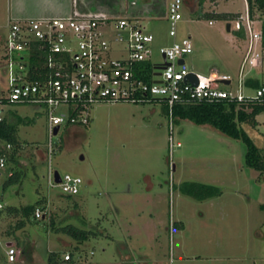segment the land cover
I'll list each match as a JSON object with an SVG mask.
<instances>
[{
	"label": "rangeland",
	"instance_id": "374dc122",
	"mask_svg": "<svg viewBox=\"0 0 264 264\" xmlns=\"http://www.w3.org/2000/svg\"><path fill=\"white\" fill-rule=\"evenodd\" d=\"M172 1L0 0L1 95L8 96L3 65L12 22L65 17L74 11L135 18L153 37V63L162 65L160 49L173 42L168 21ZM201 1L185 0L179 24L178 38L190 36L194 45L187 65L202 75L216 70L237 81L246 43L239 41L234 28L228 32L229 21L198 18L194 12L230 11L245 16L247 0ZM254 18L261 21L262 14ZM246 73L264 84V50L263 65L247 67ZM245 94L255 96L256 89L247 88ZM0 115L8 124L14 121L18 151L17 162L9 160L0 169V198L5 204L0 218V264H48L47 251L64 257L77 243L65 237L62 245L49 228L50 218L58 223L73 213L71 224L96 233L74 251L75 264H264V172L246 164L242 141L209 125L180 120L172 125L174 141L181 147L171 150V118L164 104L96 105L87 126L64 125L52 139V168L61 176L83 180L80 193L68 198L48 181L47 109L5 103L0 104ZM257 120V126L244 127L264 150V113ZM7 143L0 139V151L11 155L14 150L8 151ZM20 170L22 180L10 184V174ZM193 181L218 186L222 194L205 201L184 195L180 185ZM40 199L47 202L46 218L34 214L25 231L8 234L17 219L6 210ZM10 246L21 251L27 247L31 253L9 263Z\"/></svg>",
	"mask_w": 264,
	"mask_h": 264
},
{
	"label": "built area",
	"instance_id": "2783aa9c",
	"mask_svg": "<svg viewBox=\"0 0 264 264\" xmlns=\"http://www.w3.org/2000/svg\"><path fill=\"white\" fill-rule=\"evenodd\" d=\"M185 6V0H173L169 5V35L173 42L160 49L164 58L162 65L153 63V37L135 18L74 11L70 16L10 24L3 65L8 96H2L0 104H30L47 109L50 130L48 181L51 186L60 187L64 195H78L83 180L78 176L59 174L60 182H57L58 171L52 168L55 130L59 127L60 133L64 125L87 126L90 111L96 105L164 104L169 108L171 118L170 146L173 150L181 147L180 142L174 141L172 125L176 105L187 101L242 103L260 100L264 96V86L256 89L255 96L245 94L249 88L246 68L252 70L263 65L262 21L251 17L248 9L245 16L241 15L230 23L240 41L246 43L242 44L245 54L237 81L216 70L202 75L190 70L186 62V57L194 50L191 37L178 38ZM210 24L213 25V21ZM239 32H243V37L238 35ZM117 52L120 55L115 57ZM180 60H184V64H180ZM146 63H150V68L138 69L139 65ZM139 71L149 75L150 80ZM190 74L195 75L197 84L188 79ZM34 76L37 78L32 79ZM63 106L64 111L59 112ZM3 121L0 116V123ZM11 149L12 145L8 144L7 150ZM7 164V156H0V169ZM4 208L0 198V211ZM45 214L39 208L35 211L38 219ZM21 255V250L10 246L6 261L18 263ZM64 259L71 260V253L68 252Z\"/></svg>",
	"mask_w": 264,
	"mask_h": 264
},
{
	"label": "trees",
	"instance_id": "16d2710c",
	"mask_svg": "<svg viewBox=\"0 0 264 264\" xmlns=\"http://www.w3.org/2000/svg\"><path fill=\"white\" fill-rule=\"evenodd\" d=\"M204 3V0L201 1V4ZM248 9L251 17H255L257 13L262 14V29L264 33V0H247ZM194 15L198 18L207 17L214 20H226L232 22L241 17L240 13H217L211 12L206 13L202 10L194 12ZM238 35L243 37V32H239ZM264 48V40H263ZM147 67L150 68V63L141 64L139 68ZM139 74L143 75L146 80H150L149 75H144L139 71ZM37 78L34 76L32 79ZM247 86L249 88L258 89L264 86L258 79L249 78L247 80ZM2 97L0 91V98ZM167 112L169 113V108L166 107ZM264 113V96L260 100H249L247 102H235V101H221V102H197V101H187L182 104H178L173 108V121L174 123H179L180 120H190L197 125H209L214 129L218 130L222 134L235 139L242 141L247 148L246 153V164L254 168L255 170L263 173L264 172V150L256 144L255 140L249 135L248 131L245 129V124H252L254 126L258 125V116ZM15 134L16 128L14 121L9 124L5 122L0 123V139L7 140V145L11 144L13 153L7 154V152L0 151V156L6 155L8 161L17 162V150H15ZM17 144V143H16ZM11 149V150H12ZM10 151V150H8ZM24 176L23 171L12 172L10 176L9 183H19ZM181 192L198 201H205L219 197L222 194V190L218 186L211 184L201 183V182H185L180 185ZM68 198H73L72 196H66ZM46 200L40 199L34 204H29L21 208L13 207L9 208L7 213L13 218L17 219L16 225L14 227L10 226L13 229L8 234H15L16 231H25L28 223L33 222L32 216L35 214L36 209H42L44 212L47 209ZM42 217L40 219L46 218ZM2 211H0V218L2 217ZM70 217H74V213L70 215L67 219H64L56 223L54 217L50 218V230L52 231L55 238H58L59 241L63 240L65 242L66 238L74 241L76 246L74 247L73 243L68 244L69 247H74V249L69 252L71 253V260L66 261L64 257L56 252H49L48 254V264H75L74 261V251H78L79 246L87 243L93 235L96 233L92 230L82 228V226H77L69 222ZM38 219V218H37ZM35 219V220H37ZM84 225H88L86 221L83 222ZM180 227L181 224H177ZM66 237V238H65ZM18 237H16L17 239ZM65 238V239H64ZM18 241L19 238H18ZM33 248H36V244L32 243ZM62 244V242H61ZM63 245V244H62ZM65 245V244H64ZM28 248H22L21 260L23 257H28ZM31 255V254H30ZM58 259L62 260L61 262Z\"/></svg>",
	"mask_w": 264,
	"mask_h": 264
},
{
	"label": "water",
	"instance_id": "95a60500",
	"mask_svg": "<svg viewBox=\"0 0 264 264\" xmlns=\"http://www.w3.org/2000/svg\"><path fill=\"white\" fill-rule=\"evenodd\" d=\"M227 30H228L229 32L231 31V24H230V23H228V25H227ZM184 62H185L184 60H180V61H179L180 64H184ZM158 74H160V73H158ZM188 79H189L190 81H194L195 84H197V82H196V77H195L194 74H190L189 77H188ZM156 82H160V81H156ZM59 130H60V128L57 127L56 130H55V135H56V136L59 134ZM56 177H57V182L59 183V182H60V175H59L58 172L56 173Z\"/></svg>",
	"mask_w": 264,
	"mask_h": 264
},
{
	"label": "crops",
	"instance_id": "0c3cea01",
	"mask_svg": "<svg viewBox=\"0 0 264 264\" xmlns=\"http://www.w3.org/2000/svg\"><path fill=\"white\" fill-rule=\"evenodd\" d=\"M217 12V11H216ZM217 13H224V12H217ZM225 13H236V12H230V11H226ZM229 32V31H228ZM238 37V36H237ZM238 39H239V37H238ZM239 41H240V39H239ZM1 112H2V110H1ZM1 116V115H0ZM6 148H7V145H6ZM175 169V168H174Z\"/></svg>",
	"mask_w": 264,
	"mask_h": 264
}]
</instances>
